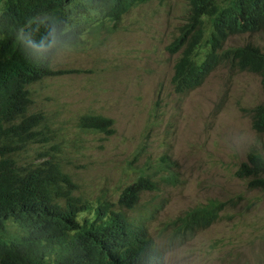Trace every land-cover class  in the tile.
Returning a JSON list of instances; mask_svg holds the SVG:
<instances>
[{
	"label": "rangeland",
	"instance_id": "374dc122",
	"mask_svg": "<svg viewBox=\"0 0 264 264\" xmlns=\"http://www.w3.org/2000/svg\"><path fill=\"white\" fill-rule=\"evenodd\" d=\"M187 14L186 0H153L134 7L114 28L106 21L99 44L89 27L79 49L58 50L53 69L90 71L55 74L30 86L31 112H43L45 134L18 158L52 151L78 184L76 194L93 201L115 199L139 168L155 179L167 174L158 162L168 156L178 181L160 180L158 191L142 195L144 201L162 199L154 235L163 222L209 199L232 203L210 227L167 248L164 264H264V190L235 173L250 151L264 157V134L251 128L249 112L264 103V91L256 74L229 64L218 65L186 95L173 91L177 53L165 46ZM71 18L70 25H85L87 17ZM248 42L264 50V31L229 36L223 46ZM206 50L202 43L196 57ZM84 113L110 116L114 134L81 129ZM166 240L157 239L165 246Z\"/></svg>",
	"mask_w": 264,
	"mask_h": 264
},
{
	"label": "trees",
	"instance_id": "16d2710c",
	"mask_svg": "<svg viewBox=\"0 0 264 264\" xmlns=\"http://www.w3.org/2000/svg\"><path fill=\"white\" fill-rule=\"evenodd\" d=\"M146 1L86 3L102 8L116 23L129 5ZM63 2L0 0V264H164L163 250L147 231V221L155 217L154 212L145 218L128 217L115 211L104 196L91 201L74 195L78 184L52 151L26 156V160L17 157L45 134V116L41 111L31 112L33 100L28 86L47 76L84 71L52 67L53 56L61 45L76 41V34L66 32ZM186 2L187 22L169 48L173 53L180 50L171 78L174 90L187 94L204 81L209 71L228 63L258 73L264 90V52L252 57L255 49L248 45L218 51L228 36L264 31V0ZM204 30L209 32L205 41L211 50L197 61L193 57ZM249 112L252 129L264 134V103L256 104ZM88 117L84 126L96 131L108 129L110 122L103 116ZM263 172L264 158L251 151L235 173L239 177L252 176L249 184L264 188L260 176ZM171 177L172 173L162 176ZM137 180L121 197L125 206L139 201L144 188H159L157 180L147 181L148 176L141 174ZM229 203L232 200L209 199L188 208L176 220L167 221L163 229L173 228V238L167 239L166 247L161 244L164 250L187 237L177 236L179 229L192 235L220 220ZM157 209L155 206L154 211ZM82 211L86 214L80 219Z\"/></svg>",
	"mask_w": 264,
	"mask_h": 264
},
{
	"label": "clouds",
	"instance_id": "9594fccd",
	"mask_svg": "<svg viewBox=\"0 0 264 264\" xmlns=\"http://www.w3.org/2000/svg\"><path fill=\"white\" fill-rule=\"evenodd\" d=\"M150 1H153V0H149V1H146V2H142V3H138V4H136V5H129V8H128V10L125 12V13H123L122 15H121V17H120V19L115 23L114 21H111L110 19H109V17L105 14V12L103 11V9L102 8H100V7H96V6H93V5H89V4H87L86 3V0H64V2H63V4H62V15H63V18H64V21L66 22L65 23V25H66V32H72V33H74V34H76V41L75 42H73V43H71V44H69V43H66V44H63V45H61V47L58 49V50H60V49H62V48H72V49H79V44H80V42H81V39H80V35L83 33V32H86V31H88V28L89 27H91L93 30H96V33H94V36L96 37V42H97V44H99V41H100V38H99V33L102 31V30H104V29H107L106 28V21H108V22H110L111 23V27L112 28H114V27H116L120 22H121V20H122V18L126 15V14H128L134 7H136V6H138V5H141V4H144V3H147V2H150ZM187 5H188V3H187ZM73 8V9H72ZM188 9H189V6H188ZM93 13V17H91V16H87L88 14H90V13ZM188 13H189V11H188ZM71 15H82V16H86L87 18L85 19L86 20V23H85V25H83V24H81V23H78V24H75V25H70V21H71ZM187 17H188V14H187ZM187 17H186V21L181 25V26H179V31H178V33L168 42V44L165 46V50L166 51H168L170 54H175V53H177V57H178V55H179V53H180V50L179 51H177V52H175V53H173V52H171L170 50H169V48L172 46V44L174 43V41H175V39H176V37L179 35V33H180V30H181V27L182 26H184V24L187 22ZM109 30H111V29H109ZM257 32H259V31H257ZM203 38L201 39V42H200V44L199 45H197V47H196V53H195V55H194V59L195 60H197V61H200L201 59H203V56L205 55V53L208 51V49H210L211 50V46H210V43H208V42H206L205 41V39L209 36V32L208 31H203ZM229 37V36H228ZM228 37H227V39H228ZM226 39V40H227ZM225 40V41H226ZM225 41H224V43H225ZM205 44L206 45V47H207V50H206V52L203 54V55H201V57H199V58H197L196 57V54L198 53L197 51H198V48H199V46L201 45V44ZM223 43V44H224ZM245 45H248V46H250V47H253L255 50H254V52L251 54V56L252 57H254V56H256V55H261V53L262 52H264V50H262V49H260V47H258L257 45H254V44H252V43H250V42H248V43H245L244 45H241V46H245ZM238 46H240V45H238ZM236 47V46H235ZM222 48L223 49H226V48H224V46H222V47H220L219 49H218V51H221L222 50ZM231 48V47H230ZM58 52V51H57ZM57 52L55 53V55L53 56V59H54V57L56 56V54H57ZM176 57V58H177ZM53 59H52V61H53ZM176 60V59H175ZM174 63H175V61H174ZM174 63H173V68H172V75H173V73H174ZM230 66H232V67H234L237 71H245V72H250V73H253V74H256L258 77H259V79H260V84H261V76L258 74V73H256V72H252V71H249L250 69H248V68H241V69H239L238 67H237V65H235V64H233V65H231L230 63H228ZM219 65H221V64H219ZM218 66V65H217ZM216 66V67H217ZM215 67V68H216ZM214 68V69H215ZM80 69V68H79ZM55 70V69H54ZM63 70V69H62ZM65 70H69V69H65ZM80 70H84V71H80L79 73H81V72H83V73H87V72H89L90 71V69H86V68H84V69H80ZM212 71V70H211ZM211 71H209V73L211 72ZM70 72V71H69ZM68 73V72H67ZM209 73H208V75H209ZM172 75H171V78H172ZM207 75V76H208ZM206 76V77H207ZM206 77H205V79H206ZM44 79V78H43ZM42 79V80H43ZM204 79V80H205ZM170 82H171V79H170ZM202 84V83H201ZM200 84V85H201ZM199 85V86H200ZM171 86H172V89H173V91H175L174 90V88H173V85H172V83H171ZM262 87V86H261ZM28 88H30V86H28ZM197 88V87H196ZM195 89V88H194ZM193 89V90H194ZM263 89V88H262ZM264 91V90H263ZM176 92V91H175ZM190 92V91H189ZM176 93H179V92H176ZM179 94H181V93H179ZM181 95H186V94H181ZM88 115H101V116H103L104 117V120H106V121H109L110 122V124H109V127H108V129L107 130H105V131H99V130H94V128H92V127H86V126H84L83 125V122L85 121V118H89L88 117ZM78 126L81 128V129H83V130H85V131H90V132H99V133H103V134H105L106 136H110V135H112V134H114V132H115V128H114V119H112L110 116H108V115H103V114H99V113H84V114H82V115H80L79 116V119H78ZM252 128V127H251ZM38 139H40V138H38ZM251 152V151H250ZM252 152H254V151H252ZM254 153H257V154H259L258 152H254ZM259 155H261V154H259ZM19 156V155H18ZM17 156V157H18ZM262 156V155H261ZM263 157V156H262ZM264 158V157H263ZM246 160H247V157H246ZM243 162H245V161H243ZM174 164V162L173 161H171L170 160V158L168 157V156H162L161 158H160V160H159V162H158V165L159 166H163V168L167 171V174H165V175H161L158 179H155L154 178V176H153V174L152 173H150V172H147V171H145V169H143V168H139L138 169V171H137V174H136V176H135V178H133L131 181H129L128 183H126L121 189H120V191L118 192V194H117V197L115 198V199H110V198H108V201L110 202V204H111V206H112V208L115 210V211H119V212H122L123 214H125L126 216H128V217H142V218H145V217H147V215L149 214V213H153L154 212V215H155V217L153 218V219H151V220H148L147 221V231H148V235H149V237H153L155 240H156V242L158 243V245L161 247V249L163 250V252H164V254L166 253V251H167V248H166V250H164V248L162 247V245H161V243L160 242H158L157 241V239H158V236L159 237H163V236H165V237H167V239L168 238H173L172 237V234H171V229H173V228H171V229H168V230H166V229H163V227H164V224L167 222V221H173V220H176V219H170V220H167V221H165V222H163L162 224H161V226L158 228V234H157V236L156 235H154L153 234V226L158 222V212L161 210V207H162V204H159L158 205V203L160 202V201H162V199L161 200H159V201H157V202H149V201H144L143 200V197H142V195L145 193V192H148V191H158L159 189H160V180H162V181H164L165 183H169V184H175L177 181H178V178L175 176V174H174V171L172 170V165ZM241 164V163H240ZM239 164V165H240ZM63 167V166H62ZM64 169V168H63ZM64 171H66L65 169H64ZM66 172H68V171H66ZM69 173V172H68ZM169 173H172V177L171 178H168V179H164V178H162V176H167V175H169ZM264 173V172H263ZM262 173V174H263ZM70 175H71V173H69ZM144 175V176H148L149 177V180H147L148 182H150L151 180H157L158 181V185H159V188L157 189V190H150V188H144L143 190H141L140 192H142L141 193V195H140V199H139V201H136L132 206H125L122 202H120V200H121V197L124 195V191L125 190H127V189H130V188H132V187H134L140 180H137L138 179V177H139V175ZM261 174V175H262ZM260 175V176H261ZM72 176V175H71ZM249 177H251V180H252V176H249ZM263 177V176H262ZM72 178H73V176H72ZM264 178V177H263ZM74 180V179H73ZM75 181V180H74ZM76 182V181H75ZM256 188H259V189H262V190H264V188H260V187H256ZM78 190V189H77ZM77 190H75V192H74V195H78V194H76V192H77ZM81 195V194H80ZM81 196H83V195H81ZM85 197V196H84ZM107 198V197H106ZM155 206H158V209L156 210V211H154V208H155ZM82 212H85V211H82ZM217 222V221H216ZM174 227H176V226H174ZM207 229V228H206ZM203 230H205V229H203ZM201 231V230H200ZM197 232H199V231H197ZM197 232H195L194 234H192V235H190V233L189 232H187V233H183V230H178V234H177V236H179V235H184V236H187L186 238H183L180 242H184V241H186L187 239H189L190 238V236L192 237V236H194ZM176 241L175 242V245H178L180 242L179 241ZM174 245V246H175ZM165 246V245H164ZM166 246H167V240H166ZM165 246V247H166ZM158 247V246H157ZM163 258H164V255H163ZM163 262H164V259H163Z\"/></svg>",
	"mask_w": 264,
	"mask_h": 264
}]
</instances>
